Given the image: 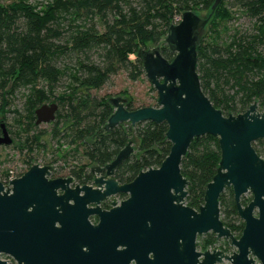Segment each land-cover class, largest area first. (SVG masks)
I'll return each mask as SVG.
<instances>
[{
    "label": "trees",
    "instance_id": "16d2710c",
    "mask_svg": "<svg viewBox=\"0 0 264 264\" xmlns=\"http://www.w3.org/2000/svg\"><path fill=\"white\" fill-rule=\"evenodd\" d=\"M213 1L0 0V111L10 105L7 93L18 87L27 90L23 95L25 113L11 109L26 120L27 154L39 146V134L44 133L31 132L38 125L35 108L55 102L57 110L47 123L48 133L56 150L68 146L67 153L78 155V162L69 166L103 165L135 136L137 154L132 153L116 167L114 178L127 183L139 171L158 167L170 148L166 123L143 121L132 126L126 122L107 132L103 126L113 110L109 96H96L92 90L101 88L119 70L136 79L143 73L137 49L165 37L168 26L185 10L202 11L206 16ZM229 7L251 20V31L235 29L222 38L220 28L233 18ZM160 51L168 60L172 58L166 45ZM64 55L70 56L72 64L60 68L56 61ZM196 70L203 93L223 115L244 112L253 101L264 110V0L219 2L199 33ZM63 76L67 83L55 94ZM125 106L136 108L130 97ZM252 146L264 159V138ZM219 158L217 138L205 134L192 139L180 163V172L188 180L186 205L197 209L203 203L205 186L215 174ZM250 199L251 195H242L241 203ZM219 212L223 224L239 236L243 221L231 188L220 194ZM214 241L215 235L208 232L197 245L204 249Z\"/></svg>",
    "mask_w": 264,
    "mask_h": 264
},
{
    "label": "water",
    "instance_id": "95a60500",
    "mask_svg": "<svg viewBox=\"0 0 264 264\" xmlns=\"http://www.w3.org/2000/svg\"><path fill=\"white\" fill-rule=\"evenodd\" d=\"M220 1H213L206 16L185 10L168 26L163 42L172 54L170 60L161 54L160 45L137 49L143 73L157 93L156 103H141L129 110L127 99L118 91L108 98L113 110L103 126L107 132L126 122L132 126L143 121L166 123L170 148L159 166L119 183L113 175L133 153L128 141L111 161L88 166L89 183L70 188L73 177L49 179L52 165L37 164L47 160H34L36 164L10 181L11 188L4 189L0 182V253H12L19 260L22 249L31 246L34 238L39 239L43 253L56 249L59 242L52 224L41 220L43 231L37 236L30 234L26 231L33 219L26 215L61 210L105 214L128 240V247L137 251L136 264H215L224 260L229 264H264V159L252 146L264 138V110L253 101L244 112L223 115L203 93L196 70L199 33ZM56 110L55 102L35 108V124L51 122ZM0 126V145L10 144L12 139L3 122ZM205 134L217 138L220 158L205 186L203 203L195 209L184 201L188 180L180 172V163L192 139ZM225 188H231L243 221L239 236L220 218L219 196ZM246 193L251 199L242 204L241 196ZM119 194L126 197L118 200ZM107 199L111 207L103 209L101 203ZM208 232L228 241L235 250L230 254L223 252L222 246L212 251L195 250L196 237ZM149 252L152 257H148ZM0 264L6 262L0 260Z\"/></svg>",
    "mask_w": 264,
    "mask_h": 264
},
{
    "label": "flooded vegetation",
    "instance_id": "af4514ba",
    "mask_svg": "<svg viewBox=\"0 0 264 264\" xmlns=\"http://www.w3.org/2000/svg\"><path fill=\"white\" fill-rule=\"evenodd\" d=\"M4 128L10 131L7 125L3 122ZM2 127L0 126V133ZM20 160L24 163L20 167L5 168L0 164V182L4 189L11 188L10 181L14 178L22 176L33 164V157L21 156ZM19 159V158H18ZM30 161L29 164L27 162ZM4 163V162H3ZM40 165H52V169L49 171L47 178L54 179L58 177H73L74 181L69 184L70 188H73L75 184L89 183L91 180V173L88 167L82 169V167L62 165L58 167L51 162L37 163ZM66 169V170H65ZM12 174L13 178L7 180V175ZM11 193V191L9 192ZM125 194H119L118 200L124 199ZM72 201H69L71 204ZM88 206V205H87ZM58 208V206H55ZM103 209L111 207L109 199L101 203ZM27 217H31L30 223L31 229L27 230L30 234H38L42 229V221L48 220L51 225V229L57 234L56 241L59 242L56 249L43 253L42 248L38 245L39 239L34 238L31 240L32 245L26 246L20 253V259L18 260L12 253H0V260L6 262V264H136V253L134 247L131 249L128 247V240L124 239L120 232L121 230L106 220L105 214L90 213V212H72L65 213L58 210L54 214H27ZM199 236V235H198ZM197 236V237H198ZM197 237L195 241V250L212 251L215 248H211L210 245L207 248L201 249L197 245ZM220 238L215 236V241ZM224 245L229 249L232 247L228 241L224 240ZM31 244V243H30ZM231 247H229L230 245ZM229 245V246H228ZM227 250L226 247H224ZM224 252V250H222ZM233 252V251H232ZM2 257V258H1ZM148 257H152V252L148 253ZM225 261V260H224ZM218 262L215 264H221Z\"/></svg>",
    "mask_w": 264,
    "mask_h": 264
},
{
    "label": "rangeland",
    "instance_id": "374dc122",
    "mask_svg": "<svg viewBox=\"0 0 264 264\" xmlns=\"http://www.w3.org/2000/svg\"><path fill=\"white\" fill-rule=\"evenodd\" d=\"M34 3L41 0H29ZM225 2H229L230 0H224ZM134 4H137V0H134ZM233 18L225 23V28H220L221 36L224 38L226 35L233 32V30L238 29L240 31H251L252 23L251 20L244 14L241 13L240 10L236 8L229 7ZM201 16L205 15V12H199ZM96 20L95 18L93 19ZM89 23V22H87ZM98 28L101 29V25L98 24ZM164 36L157 43L153 44L147 42L145 46L151 45H160L162 48L165 44L163 42ZM134 57V55H131ZM72 62L69 55L60 56L56 65L62 68L64 65L71 66ZM67 83L66 77H61L58 86L55 87L54 93L62 91L64 85ZM8 89V88H7ZM114 91H118L121 97L126 98L129 97L132 99L134 106L141 103H156L157 93L150 82L146 79L144 73L140 74L136 79L132 80L129 78L128 73L125 70H119L117 73L111 75L107 82L99 89L92 90V93L96 96H111ZM27 92L24 87L16 88L12 94L7 93V98L10 101V105L4 107V111H0V119L7 125L10 131V137L12 139L10 144L0 145V164L4 165L5 168H14L20 167L24 163L20 160L21 156L24 157H33L34 160H47V161H55L58 167L69 164H75L78 162V155H73L72 153H67L69 148L68 146H62L61 149L56 150L55 140H53L48 131L50 129V125L47 123H41L36 126L31 132L34 134L38 133V131H44V133L40 135V144L39 146H34L32 153L27 154V146L25 145V137H26V120L18 117L11 109L16 108L19 113L24 114V97L23 95ZM5 96V95H4ZM49 102V101H48ZM2 103V94L0 93V106ZM43 145V148L41 147ZM137 144L138 140L135 136H132L131 146L133 148V153L137 154ZM19 158V159H18ZM53 158L57 160H53ZM4 162V163H3ZM66 170V169H65ZM251 194L246 193L244 196L247 198ZM205 234L199 235L197 237V242L203 238ZM229 243V242H228ZM211 248H215V246H222V250L229 252L230 254L235 248L231 245L230 249L224 245L223 239L220 238L218 241H214L209 244ZM227 248V250L224 249ZM221 264H229L227 261H224Z\"/></svg>",
    "mask_w": 264,
    "mask_h": 264
},
{
    "label": "built area",
    "instance_id": "2783aa9c",
    "mask_svg": "<svg viewBox=\"0 0 264 264\" xmlns=\"http://www.w3.org/2000/svg\"><path fill=\"white\" fill-rule=\"evenodd\" d=\"M180 19V16H177V17H175V22L177 21V20H179ZM174 23V22H173ZM13 178V175L12 174H8L7 175V178H6V181L8 180H11ZM2 258V257H1ZM256 264H258V263H256Z\"/></svg>",
    "mask_w": 264,
    "mask_h": 264
}]
</instances>
